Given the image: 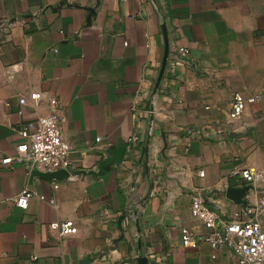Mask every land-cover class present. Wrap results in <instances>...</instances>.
Here are the masks:
<instances>
[{"label": "crops", "instance_id": "obj_1", "mask_svg": "<svg viewBox=\"0 0 264 264\" xmlns=\"http://www.w3.org/2000/svg\"><path fill=\"white\" fill-rule=\"evenodd\" d=\"M1 22L0 155L56 103L72 167L48 180L0 163V264H238L192 200L231 218L264 190V0H0ZM68 219L78 232L60 237Z\"/></svg>", "mask_w": 264, "mask_h": 264}, {"label": "built area", "instance_id": "obj_2", "mask_svg": "<svg viewBox=\"0 0 264 264\" xmlns=\"http://www.w3.org/2000/svg\"><path fill=\"white\" fill-rule=\"evenodd\" d=\"M6 22L0 23V33L5 32ZM3 45L0 44V56ZM178 58L189 62V49L180 47ZM32 99L42 98L40 92L31 94ZM247 98L239 91L233 95L231 103V119H238L247 103ZM65 115L62 109L54 103L50 112L42 119L41 126L33 131L21 130L22 140L17 144V154L14 156L0 155V163L14 161L25 163L31 171L54 172L60 169L69 170L72 167L70 154L72 145L63 134ZM100 140V138L98 139ZM200 175H204L201 171ZM241 175L247 181H253L256 174L251 169H243ZM32 192L26 189L15 197L20 207H27ZM264 212V190L261 192L259 203L247 205L231 218H223L219 212L209 207L205 199L196 195L192 200V215L200 220L207 228L204 234L214 248L227 252L238 264H264V222L260 215ZM60 237L76 234L78 226L74 220H64L53 225ZM184 245L195 246L199 242L198 233L189 226L181 229Z\"/></svg>", "mask_w": 264, "mask_h": 264}, {"label": "water", "instance_id": "obj_3", "mask_svg": "<svg viewBox=\"0 0 264 264\" xmlns=\"http://www.w3.org/2000/svg\"><path fill=\"white\" fill-rule=\"evenodd\" d=\"M124 150H125V146L121 145V147L119 148V151L116 154H123ZM119 160H121V158H114L111 161L115 162ZM33 173L41 176L42 178L48 179V180L63 179L64 177L69 175V171L65 169H60L54 172H42L39 170H34ZM245 190L246 189L231 187L228 190V195L231 197H235V199H237L238 201H242V197L245 194ZM139 261H140V264H148L146 258L141 257L139 258Z\"/></svg>", "mask_w": 264, "mask_h": 264}]
</instances>
